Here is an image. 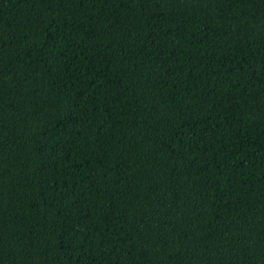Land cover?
I'll use <instances>...</instances> for the list:
<instances>
[{
  "label": "trees",
  "instance_id": "trees-1",
  "mask_svg": "<svg viewBox=\"0 0 264 264\" xmlns=\"http://www.w3.org/2000/svg\"><path fill=\"white\" fill-rule=\"evenodd\" d=\"M0 264H264V0H0Z\"/></svg>",
  "mask_w": 264,
  "mask_h": 264
}]
</instances>
